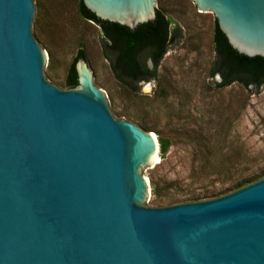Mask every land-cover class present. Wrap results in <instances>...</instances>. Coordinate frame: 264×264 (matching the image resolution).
Instances as JSON below:
<instances>
[{"label":"water","instance_id":"95a60500","mask_svg":"<svg viewBox=\"0 0 264 264\" xmlns=\"http://www.w3.org/2000/svg\"><path fill=\"white\" fill-rule=\"evenodd\" d=\"M82 2L132 30L156 18L157 0ZM193 2L264 58V0ZM37 26L36 0H0V264H264V177L153 206L156 135L112 114L82 58L77 87L50 83Z\"/></svg>","mask_w":264,"mask_h":264},{"label":"rangeland","instance_id":"374dc122","mask_svg":"<svg viewBox=\"0 0 264 264\" xmlns=\"http://www.w3.org/2000/svg\"><path fill=\"white\" fill-rule=\"evenodd\" d=\"M79 1L36 0L35 39L45 54L44 75L68 89V70L83 50L112 114L169 139L167 153L162 156L159 149L158 162L142 174L157 184L158 196L150 188L147 197L153 206L203 200L264 169V86H217L220 76H210L213 18L197 10L193 0H157L156 10L180 35L168 46L158 79L130 89L116 79L103 56L101 29L80 15ZM236 152L242 153L240 163L230 168Z\"/></svg>","mask_w":264,"mask_h":264},{"label":"trees","instance_id":"16d2710c","mask_svg":"<svg viewBox=\"0 0 264 264\" xmlns=\"http://www.w3.org/2000/svg\"><path fill=\"white\" fill-rule=\"evenodd\" d=\"M78 10L84 19L92 21L101 29L104 42L103 56L109 62L117 80L131 89L140 82L158 79L157 69L167 52L168 46L180 35L179 30L173 28L174 24L172 20L166 17L162 11L156 10V18L153 21L140 24L132 30L117 23L98 19L86 9L82 0L79 1ZM212 45L215 56L210 76H220L221 82L217 84L218 87H227L232 83H238L245 89L251 86L254 88L264 86V58L248 57L233 49L219 29L216 19H214ZM80 58L86 61L83 50H79L75 61L68 70L65 82L67 88L78 86L75 64ZM150 62L151 66H149ZM138 126L145 131H152L150 127L143 123ZM157 136L160 153L164 156L171 143L161 133L157 132ZM206 149L208 153L207 158H205V164L207 167H210L209 156L212 155V152L208 147ZM241 154L240 152H236L233 158L228 160L230 168H234L240 163ZM262 177H264V169L259 170L252 176L234 181L229 188L211 196L207 194L202 198L209 199L227 194ZM150 185L153 194L158 196L157 184L153 179H151ZM192 200L196 201L200 200V198Z\"/></svg>","mask_w":264,"mask_h":264},{"label":"bare ground","instance_id":"6f19581e","mask_svg":"<svg viewBox=\"0 0 264 264\" xmlns=\"http://www.w3.org/2000/svg\"><path fill=\"white\" fill-rule=\"evenodd\" d=\"M158 153L153 157V159H152V164L154 163V162H158Z\"/></svg>","mask_w":264,"mask_h":264}]
</instances>
